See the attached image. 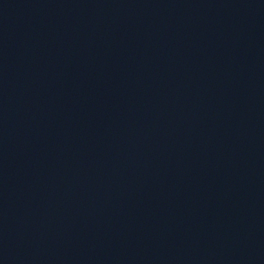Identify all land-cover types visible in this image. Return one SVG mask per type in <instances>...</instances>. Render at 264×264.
I'll return each instance as SVG.
<instances>
[{
  "label": "water",
  "instance_id": "obj_1",
  "mask_svg": "<svg viewBox=\"0 0 264 264\" xmlns=\"http://www.w3.org/2000/svg\"><path fill=\"white\" fill-rule=\"evenodd\" d=\"M0 264H264V0H0Z\"/></svg>",
  "mask_w": 264,
  "mask_h": 264
}]
</instances>
